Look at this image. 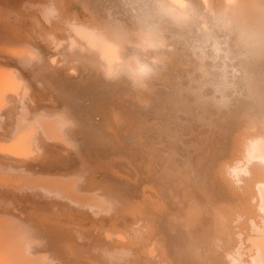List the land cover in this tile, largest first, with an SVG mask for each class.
<instances>
[{"label":"bare ground","instance_id":"1","mask_svg":"<svg viewBox=\"0 0 264 264\" xmlns=\"http://www.w3.org/2000/svg\"><path fill=\"white\" fill-rule=\"evenodd\" d=\"M0 264H264V0H0Z\"/></svg>","mask_w":264,"mask_h":264},{"label":"clouds","instance_id":"2","mask_svg":"<svg viewBox=\"0 0 264 264\" xmlns=\"http://www.w3.org/2000/svg\"><path fill=\"white\" fill-rule=\"evenodd\" d=\"M146 71V70H145Z\"/></svg>","mask_w":264,"mask_h":264}]
</instances>
